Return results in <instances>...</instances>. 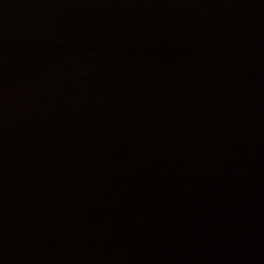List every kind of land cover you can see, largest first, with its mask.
<instances>
[{
  "label": "water",
  "instance_id": "1",
  "mask_svg": "<svg viewBox=\"0 0 264 264\" xmlns=\"http://www.w3.org/2000/svg\"><path fill=\"white\" fill-rule=\"evenodd\" d=\"M0 264H264V0H0Z\"/></svg>",
  "mask_w": 264,
  "mask_h": 264
}]
</instances>
